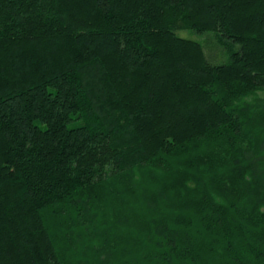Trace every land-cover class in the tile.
<instances>
[{"label": "trees", "instance_id": "trees-1", "mask_svg": "<svg viewBox=\"0 0 264 264\" xmlns=\"http://www.w3.org/2000/svg\"><path fill=\"white\" fill-rule=\"evenodd\" d=\"M0 264H264V0H0Z\"/></svg>", "mask_w": 264, "mask_h": 264}, {"label": "rangeland", "instance_id": "rangeland-1", "mask_svg": "<svg viewBox=\"0 0 264 264\" xmlns=\"http://www.w3.org/2000/svg\"><path fill=\"white\" fill-rule=\"evenodd\" d=\"M177 35L180 36L181 38H184V39H189V40L199 42L202 45H205L206 38L208 37V35H205V34L201 35V34H198V33L192 32V31H178ZM213 55L217 56L219 58V60L222 59V57L221 56L219 57L217 53L216 54L213 53ZM224 59L226 60V58H224Z\"/></svg>", "mask_w": 264, "mask_h": 264}]
</instances>
